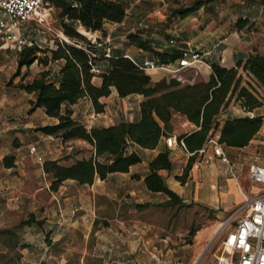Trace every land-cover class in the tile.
<instances>
[{
  "label": "crops",
  "instance_id": "0c3cea01",
  "mask_svg": "<svg viewBox=\"0 0 264 264\" xmlns=\"http://www.w3.org/2000/svg\"><path fill=\"white\" fill-rule=\"evenodd\" d=\"M122 1L123 18L104 22L105 33L95 41L98 55L106 52L122 54L136 62L160 61L188 47L204 61L229 67L242 63L252 51H264V0ZM238 18L247 22L236 27L234 22ZM50 65L54 66L50 70L55 76L58 62ZM145 71L152 81L167 75L160 69ZM184 71L187 73L184 78L190 81L206 80L210 67L198 63ZM239 71L251 81L245 71L240 68ZM91 81L98 84L100 78L93 75ZM16 89L5 83L0 85V264H165V259H172L175 251L167 248L160 255L148 238L143 240L149 223H143L139 215L133 220L134 211L167 208L174 218L180 205H203L220 214L229 213L241 201V192L250 195L257 188L250 183L246 192L239 186L235 172L237 164L245 159L231 154L249 148L256 137L264 139L258 129L243 146L220 144L232 172L210 148L208 164L192 163L185 180L180 182L176 178L181 173L178 161L181 159L183 166L190 152L179 146L167 147L162 135L151 148L128 141L124 151H134L140 160L125 171L109 172L104 178L94 175L89 183L66 178L52 189V176L43 170L42 162L57 159L70 164L92 155L93 147L83 139L63 141L56 134L40 131L39 126L55 123L57 119L47 115L42 107L31 105V92ZM141 98L139 93L119 96L111 88L107 95L98 98L102 103L100 111H95L84 95L68 106L71 117L85 127L102 126L137 119ZM260 107L251 111L262 114ZM242 115H246L245 110L232 96L215 120L219 126L226 118ZM170 123L168 135L176 139L177 135L196 128L178 113L173 114ZM214 134L217 136V130ZM30 144L35 146V154L28 152ZM206 147L204 143L197 153ZM166 149L172 166L158 172L177 194L176 202L167 201L164 193L151 191L144 184L148 161ZM8 154L12 155L13 163L5 166L2 157ZM251 163L264 164V150L261 157L255 156L248 165ZM28 217L32 220L19 224ZM179 241L177 237L178 246Z\"/></svg>",
  "mask_w": 264,
  "mask_h": 264
},
{
  "label": "trees",
  "instance_id": "16d2710c",
  "mask_svg": "<svg viewBox=\"0 0 264 264\" xmlns=\"http://www.w3.org/2000/svg\"><path fill=\"white\" fill-rule=\"evenodd\" d=\"M48 3L56 10L57 26L68 40L54 37L53 44L43 48L32 41L24 43L16 50V66L18 69L33 61L43 64L57 61V71L54 76L50 68L45 67L17 86L33 94L30 100L32 106L42 107L47 115L57 119L55 123L39 126L40 131L56 134L63 141L83 139L93 147L92 155L76 159L70 164H62L57 159L44 160L42 168L52 176L50 188H55L66 178L78 183H89L94 175L104 178L109 172L127 170L130 164L140 160L134 151H124L127 142L146 148L154 147L160 136L169 134L174 113L183 115L196 126L189 132L177 135V139H182L185 151L190 152L182 172L176 176L180 182L185 180L197 150L216 130L220 144L239 147L245 145L258 129L263 114L226 118L219 126L215 115L232 96L244 110H252L261 104L257 94L241 83L239 68L264 88V51H252L242 63L237 62L234 66L209 62L210 72L206 80H179L164 75L152 81L145 69L129 57L122 54L98 55L95 51V41L105 33L104 22H118L123 18L125 4L122 0H48ZM246 22V19L238 18L234 24L241 27ZM79 28L85 32L97 31L98 35L94 34L92 40ZM178 55L175 53L167 60ZM93 66L98 69L97 72L91 70ZM184 70L180 72L183 78ZM93 75L99 76L98 84L91 81ZM111 88L119 96L129 93L142 95L137 119L85 127L71 117L68 105L83 95L90 100L95 111H100L102 103L98 98L107 95ZM2 163L11 165L12 155H4ZM171 166L168 150L158 152L148 161L144 184L151 191L164 193L167 201L176 202L179 200L177 194L158 172L159 169L168 170ZM30 220L28 217L19 224Z\"/></svg>",
  "mask_w": 264,
  "mask_h": 264
},
{
  "label": "rangeland",
  "instance_id": "374dc122",
  "mask_svg": "<svg viewBox=\"0 0 264 264\" xmlns=\"http://www.w3.org/2000/svg\"><path fill=\"white\" fill-rule=\"evenodd\" d=\"M57 20L56 10L51 8L42 24L38 25L26 21L22 26L23 31H25L23 34L25 41H32L41 48L52 45L54 37L61 38ZM79 29L80 31L83 30L82 28ZM16 50L5 42L0 44V85L5 83V85L19 89L17 86L19 82L31 79L39 70L45 69V67H54L49 62L43 64L33 61L28 66L22 65L17 69ZM184 76H187V73L184 72ZM241 78V83L249 86L259 97L261 101L260 111L264 115V88L243 76ZM255 139L249 148L236 150L231 154L233 157L242 156L245 159V161L237 164L238 170L235 172V178L239 186L246 192H248L249 184H254L247 178L248 162L255 160V156L261 157L264 150L263 137L260 136ZM209 150L210 147L208 146L203 152L197 153L191 164H208L210 160L207 156ZM178 164L182 172L185 164L181 166V159ZM188 173L189 168L187 169ZM227 187L229 188V186ZM229 192L231 193L230 190ZM166 209L157 208L155 211L141 210L140 212H133V220H136L137 215H139V219L143 223H149V229L142 235L143 240L148 238L149 244L155 246L160 255L164 254L167 248L175 251L172 259H165V264H168L174 258L179 260L180 264H195L200 257L201 260L198 264H214V256L221 251L219 236H216L215 232L228 212L220 214L216 212V209L203 205H180L179 212L175 211V217L173 218L172 211ZM177 237L180 239L179 246L176 243Z\"/></svg>",
  "mask_w": 264,
  "mask_h": 264
},
{
  "label": "built area",
  "instance_id": "2783aa9c",
  "mask_svg": "<svg viewBox=\"0 0 264 264\" xmlns=\"http://www.w3.org/2000/svg\"><path fill=\"white\" fill-rule=\"evenodd\" d=\"M48 0H0V42H5L14 49H20L26 42L23 37L22 26L26 21L34 24H42L51 10ZM87 37L94 39L92 32H85ZM61 38L68 40L62 33ZM107 56V53H103ZM143 69H160L167 75L179 80H186L180 72L187 67H193L198 63L209 66L200 54L188 47H182L179 55L167 61L143 59L140 62L133 61ZM97 72L96 67H92ZM249 117L255 115L251 110H245ZM259 132L264 135V120L260 123ZM164 144L173 148L179 146L184 151L181 138L176 139L173 135L163 136ZM205 146H209L213 155L228 164V158L222 151L215 134L210 135ZM35 146L30 144L28 152L35 154ZM40 160V156H36ZM247 175L249 180L257 188L250 195L241 192V201L219 223L215 232L219 236L221 251L214 256V264H264V164L251 163L248 165ZM201 257L195 264L200 263ZM168 264H180L179 260L173 259Z\"/></svg>",
  "mask_w": 264,
  "mask_h": 264
}]
</instances>
